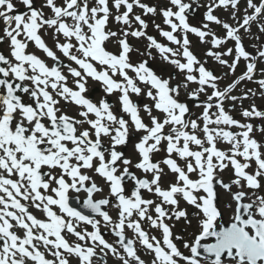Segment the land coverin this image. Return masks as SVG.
<instances>
[{"label": "snow or ice", "instance_id": "snow-or-ice-1", "mask_svg": "<svg viewBox=\"0 0 264 264\" xmlns=\"http://www.w3.org/2000/svg\"><path fill=\"white\" fill-rule=\"evenodd\" d=\"M19 2L0 0V264H264V42L244 43L264 0Z\"/></svg>", "mask_w": 264, "mask_h": 264}, {"label": "rangeland", "instance_id": "rangeland-1", "mask_svg": "<svg viewBox=\"0 0 264 264\" xmlns=\"http://www.w3.org/2000/svg\"><path fill=\"white\" fill-rule=\"evenodd\" d=\"M201 2L203 3V2H205V0H201ZM255 2L257 3L258 0H255ZM40 3H41V1L38 2V5H39V6H40ZM240 7H241V10H243V8L246 7L245 0H241ZM204 10H205L204 8H200V9H199V16H198V18H196L195 20H190V23L193 24V25H197V26H198V24H199V20L201 19ZM137 11H139V10H137ZM215 14H216L217 16H219L220 18H222V19H228V13H227L224 9H219V10H217ZM160 22H161L160 19L157 18V23H160ZM229 23H232V21L229 20ZM253 28H254V30L256 31L255 27H253ZM246 39H247V38H246ZM131 41H132V43L134 44V46L139 47V48L141 49V51H143L144 42H142V41H139V42H138V41H135V40H131ZM165 43H167V42H165ZM196 43H197V44H196ZM193 51L196 52L198 55L200 54L201 47H200V45L198 44V40H196V41L194 42V45H193ZM156 54H157V53L153 52V56L155 57V61H154V63H153V69L156 70L158 74L163 75V76L166 77L170 72H172V70L174 71V69H172L170 66L164 64L161 60H159V56H158V54H157V55H156ZM155 55H156V56H155ZM134 58H136L135 55H134ZM137 58H138V59H142V58H147V57H137ZM161 67H162V68H161ZM216 69H217V70H220L219 68H216ZM230 79H231V77H229L228 79H226V81H229ZM244 83H245L246 86H243V84H242V85L239 86L240 89H241V88H245V87H247V88H252L253 90H256L257 92L259 91L256 85L251 86V85L249 84V82H244ZM222 84H224V83H222ZM239 92H240V91H239ZM256 97H257V98H260V100H261L260 105H262V106L264 107V102H263V101H264V98H261L259 95H257ZM245 106H248V103H247V102H244V107H245ZM252 122H255V120H253ZM260 122H262V121H260ZM256 138H257V139H260V138H261L260 135H259V133L256 134ZM225 179H227L226 174H225ZM224 198H225V197L223 196V194H221V201H223ZM113 214H114V213H113ZM225 219H228V213H227V212H225ZM182 227H183L182 224H177L176 228L173 229L174 233H176V234H181V233H180V229H181ZM192 231H194V229H189V230H188V232H192ZM154 234L159 235L158 233H154ZM183 235H184L185 239H188V238H189L188 233H183ZM106 238L109 239V241L111 242V239H112V238H111L110 235H106ZM178 246H180V242L178 243ZM181 247H182V246H181ZM182 250H183V249H182ZM141 256H142V259H144L145 261L150 262L151 257H150L149 255H147V254L142 255V254H141ZM106 259L108 260V264H118V262H117L113 257H111L110 255H109L108 257H106ZM73 264H76V262L73 261Z\"/></svg>", "mask_w": 264, "mask_h": 264}, {"label": "flooded vegetation", "instance_id": "flooded-vegetation-1", "mask_svg": "<svg viewBox=\"0 0 264 264\" xmlns=\"http://www.w3.org/2000/svg\"><path fill=\"white\" fill-rule=\"evenodd\" d=\"M101 91V90H100ZM102 92V91H101ZM67 111H68V114L69 115H76V113L74 112V111H72L71 110V108H69V105L67 106ZM134 141H131L126 147H124V152H125V154L126 155H128V156H131L132 155V153H133V143ZM105 143H107V140L105 141ZM135 171V170H134ZM141 175V173H139L138 171H137V175ZM97 183L98 184H101V185H103V182H102V180H100L99 178H97ZM105 192H107V188H105Z\"/></svg>", "mask_w": 264, "mask_h": 264}, {"label": "water", "instance_id": "water-1", "mask_svg": "<svg viewBox=\"0 0 264 264\" xmlns=\"http://www.w3.org/2000/svg\"><path fill=\"white\" fill-rule=\"evenodd\" d=\"M73 206L79 207V205L75 201H73Z\"/></svg>", "mask_w": 264, "mask_h": 264}]
</instances>
